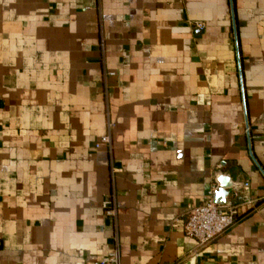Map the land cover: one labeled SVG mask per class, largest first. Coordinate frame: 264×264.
Returning <instances> with one entry per match:
<instances>
[{
  "label": "crops",
  "instance_id": "obj_1",
  "mask_svg": "<svg viewBox=\"0 0 264 264\" xmlns=\"http://www.w3.org/2000/svg\"><path fill=\"white\" fill-rule=\"evenodd\" d=\"M213 185L240 217L198 245ZM117 247L264 264V0H0V264Z\"/></svg>",
  "mask_w": 264,
  "mask_h": 264
},
{
  "label": "built area",
  "instance_id": "obj_2",
  "mask_svg": "<svg viewBox=\"0 0 264 264\" xmlns=\"http://www.w3.org/2000/svg\"><path fill=\"white\" fill-rule=\"evenodd\" d=\"M197 27L202 28L203 24L197 23ZM245 130L249 134V123H247ZM109 144H111V136L104 134L96 146ZM217 188V185H213L203 202L188 205L184 231L189 237L195 239L198 245H206L214 241L231 228L240 217L239 205L234 201L227 199L225 203L215 201ZM108 212L112 214L115 209ZM94 264H121L119 248H115L102 259L95 261Z\"/></svg>",
  "mask_w": 264,
  "mask_h": 264
},
{
  "label": "water",
  "instance_id": "obj_3",
  "mask_svg": "<svg viewBox=\"0 0 264 264\" xmlns=\"http://www.w3.org/2000/svg\"><path fill=\"white\" fill-rule=\"evenodd\" d=\"M229 195V192L224 189L221 188L220 190H218L215 193V201L218 203H225L226 202V197Z\"/></svg>",
  "mask_w": 264,
  "mask_h": 264
}]
</instances>
